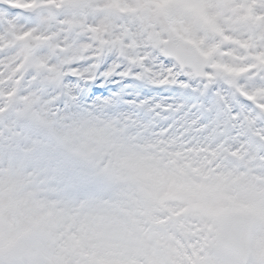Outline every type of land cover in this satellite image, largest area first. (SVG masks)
I'll use <instances>...</instances> for the list:
<instances>
[{
	"label": "rangeland",
	"instance_id": "rangeland-1",
	"mask_svg": "<svg viewBox=\"0 0 264 264\" xmlns=\"http://www.w3.org/2000/svg\"><path fill=\"white\" fill-rule=\"evenodd\" d=\"M5 1L12 7L25 4H33L34 7V5L40 6L44 2L43 0ZM263 1L255 0L251 8L248 9L255 15V18L253 17L250 22L254 27L253 32L247 31L249 29H247L246 22L243 23V19L238 20V26L241 29L238 36L234 33L237 29L231 27L230 21L233 16L225 15V11H236L243 4L235 2V0H223L225 6L227 5L226 10L223 9V15L214 8L215 1L206 0L207 7L211 9L209 17L203 13L206 10V4L184 6L177 0H54L57 6L63 4V9L58 15L53 13L39 15L38 18L41 20L34 26L27 25V22L23 20L20 22L25 26H19L17 20L11 18L12 20L8 21H13L12 25L17 27L14 32H11L12 28L9 25H5L4 29L0 28V92L3 91L6 94H15L16 92L21 99H23V94L25 97L28 95L37 98L39 97L37 92H29V86L42 88L40 83L56 81L58 77L61 80V76L69 71L93 80L103 76L108 82L112 76L118 77V81L124 76H134L143 79L147 85L167 86L170 83H176L178 80H182L178 71L171 63H169V68H164L165 64H162L158 58L157 54L161 51L162 43L158 42L157 36L154 34L157 30L152 27L155 26H150L151 18L165 14V23L175 25L178 32L176 35L186 41H192L193 44H197L196 41L202 38L214 47L223 46L215 40L207 39L204 35V27L203 29L197 28L195 32L179 30L192 14L196 18L201 15V18L208 22L211 20L207 25L211 33H220L222 29H226V25L229 26L232 31L230 34H224L228 38L240 40V43L250 46L251 49L250 53L242 55L239 61L232 63L231 69L216 70L219 64H211L206 73L212 74L213 82L217 83L221 93L214 86H211V89L214 88L219 93L218 96L222 95L227 101L222 98L228 103L234 99V94L225 92L223 84L232 85L238 89V92L243 91L245 93L242 92L243 95L254 97L261 107H264L263 90H257V86L264 84V71L258 72L257 70L258 61L264 60V14L262 13L264 9L259 10L256 7L264 4ZM35 12L37 11L35 10ZM4 17L6 19L5 15ZM131 20L134 23L142 21L143 24L136 31ZM217 21L225 23L220 26ZM148 27L150 29H147ZM152 33L156 41L151 43ZM169 33L171 32L167 34ZM232 35H235L236 38ZM227 37L225 38L227 39ZM25 39H47L48 42L40 48H33L32 45L26 47L23 43ZM96 42L103 44V48H99L101 52L108 54L111 56L110 58L117 59V61L109 62L106 68L103 67V71L102 69L96 70L92 63H85L86 58L83 59L84 56L79 50L83 43ZM228 42L227 39L225 46ZM142 45L156 49V52L152 50L154 55L142 52L140 50ZM197 45L199 46V44ZM71 47L78 51H73ZM56 48L65 51L64 59L61 61H59L57 53L53 54ZM209 49V47L200 46L201 52H207ZM221 51L223 53L224 49ZM152 56H156L159 61L151 60ZM139 58H144L146 63H135V60ZM41 68L44 70L45 79H31L29 74L23 78L27 72L34 75L40 72ZM185 73L191 75L189 71H185ZM49 75L53 78L50 79ZM204 84L200 81L196 86L203 92L205 91ZM137 95L142 96L140 93ZM218 96L216 95V97ZM216 97L209 103L217 106ZM160 98L162 99L163 96ZM164 98L159 100V106L165 107L167 102L170 104L169 98L166 96ZM48 99L53 108L58 110L56 95L54 94ZM176 102L175 109L182 108V110H180V114L176 115L174 112L173 115L170 114L172 119L169 128H157L153 126V123H147L142 124L143 127L131 134L121 132L119 134L118 131V137L122 144L115 143L114 140L103 143L100 132L95 138H93L94 133L87 136L83 134L70 136V142L78 149L57 163L55 160L54 169L50 172L48 171V162H38L41 168H32L35 171L28 168V175H23L22 170L18 171L19 159H13L15 148H19L21 143H24L25 146L41 144L49 140L47 135L34 134L40 139H32L29 135L30 132L26 129L25 136H21L20 133L23 129L11 125L15 136L11 134L12 138H8L9 134H7L6 140L4 132L0 129V264H93L94 261L99 262V259L118 260L116 264H122V262L125 264H175V255L179 259L186 258L184 263L180 259L182 264H190V261L194 264H201L195 255L194 241L179 233L182 231L179 222L170 228L167 227L166 232L170 233L173 240L179 244L178 250L176 247L172 248L171 245H167L172 248L171 250L167 246H162L159 239L161 234L156 233L154 237L152 236L154 234L153 227L160 230L163 225L172 221L169 219L171 214L176 218L180 214H183L182 218L183 216H187V219L189 217V222L185 219L184 223L188 222L186 225H192L190 223L193 222L199 223L193 224L195 228H198L200 223L208 225L204 224L207 223L205 220H202V217L209 218L204 213L203 204H198V201H195L192 195H188L181 187L166 185L165 181L174 177L170 171L174 172L176 169L180 174L186 172L187 176L191 177L192 175L201 176L216 168L215 170L218 171L217 174L215 172L218 177L217 182L227 179L232 169L229 168L225 173L220 171L223 168L224 171L227 170L225 164L228 161L227 158L233 156L241 161L245 158L241 155L239 148L223 151L214 144V140L222 141L232 134L236 140L244 141L245 139L248 142L249 135L247 138L246 130L253 127L249 126L251 125L250 119L243 122L239 119L244 118L243 114L235 112L237 122H234V127L235 129L241 128L242 138L240 139L232 130L226 132V127L229 125L225 123L221 115L218 117L221 119V125L217 126L216 113L211 109L213 106L209 107V104L200 106L193 100L181 101L179 98ZM136 103L140 104L138 101ZM141 105H143L142 108H145L144 110L149 108L145 103ZM110 107H112L110 103L98 99L91 104L81 102L76 112L78 119L84 120L97 113L86 114L82 119V109L100 112L99 115H112L113 111ZM115 107L118 106L115 105ZM47 108V105L44 106L42 111L46 112ZM6 109L7 103L3 101L0 115H3ZM202 109H204L203 112ZM158 118L162 119L163 115ZM180 120L191 125L188 128V133L179 128ZM261 125L264 127V124ZM202 127L210 132L213 130V136L208 134L204 138ZM221 131L225 135H220ZM50 136L56 135L50 134ZM134 137L136 139H133ZM84 139L90 144L84 142ZM141 140L146 142H138ZM186 141L188 149L183 153L178 150V145ZM161 142L166 143L167 148L164 150L158 146ZM136 145L139 156L147 158L150 154L156 159L155 166H145V168L147 173L155 179L157 187H148L149 184L141 180L133 168L125 163L120 148ZM100 150L111 153L114 159L120 158L115 163V173L119 177L118 181L127 186L106 184L112 181L113 170L110 161L101 159ZM253 152L254 156L260 158L255 161L254 168L264 174V157L256 149ZM158 153L163 155V160L166 159L164 162L158 160ZM41 157H44V161L46 160L45 155ZM242 167L234 169L240 174L231 172L230 186L232 188L244 187L247 184L248 187L253 188L263 187L260 193L263 196L264 177L255 175L256 171H253L252 165L246 164V170L243 165ZM164 171L168 174H165ZM105 179L106 182L103 185L101 182ZM115 182L117 183V178H115ZM26 185L31 187H25ZM159 187L165 188L159 189ZM185 201H190V203ZM69 206L71 210L65 220L62 216L54 219L50 215L55 207ZM263 207L264 202L263 206L259 207L253 204V201L246 200V202H238L233 212H245L257 221L258 227H264V216L260 214V209ZM76 209L79 212H76ZM226 217L219 218L218 225L212 229L213 236H210L211 231L203 235L199 239L200 241L198 240L200 246L198 250H204L205 246L210 247L209 251L216 254L213 258H217L219 255L223 256L224 264H237L235 259L218 253L214 244L215 236L219 234V228L223 225ZM210 221L212 220L210 219ZM119 222H122V226H118V230L108 231V227L115 229ZM78 233H81L82 236L76 238ZM192 237L194 240L198 238L195 234H192ZM110 240L113 242L110 243ZM145 240L148 241V245ZM65 245H70V248H65V250ZM51 249L57 250L52 252ZM202 262L205 264L204 261Z\"/></svg>",
	"mask_w": 264,
	"mask_h": 264
},
{
	"label": "bare ground",
	"instance_id": "bare-ground-1",
	"mask_svg": "<svg viewBox=\"0 0 264 264\" xmlns=\"http://www.w3.org/2000/svg\"><path fill=\"white\" fill-rule=\"evenodd\" d=\"M179 3L182 2V4H206V10L204 11V14L206 16L211 15V9L207 7V2L206 0H177ZM255 0H240V1H235V2H240L243 3L239 8H237L236 11H233L232 13L227 12V14L232 15L231 17V27L232 29L235 28L236 31L234 33L239 36V30L241 32L240 27L238 26V20L244 19V7H245V2L249 6V8L252 6ZM258 1V0H257ZM264 2V1H263ZM224 8H220V11L218 10L219 14L223 15V9L226 10L225 3H221ZM233 4V3H232ZM237 4V3H236ZM261 8L264 9V4L260 5ZM199 8V7H198ZM214 8H218V4L215 2L214 3ZM224 10V11H225ZM264 14V12H262ZM153 14H155L153 12ZM215 16V11L213 12ZM249 14V13H248ZM248 18V15H247ZM152 25H155L156 27H165V14L160 15V16H154V18H151ZM211 22V20L209 21ZM208 21H205L204 18H196L192 14L188 17V19L185 21V24L181 27V29L184 30H196L197 28H202L206 27L209 23ZM220 26L224 24L225 22L217 21ZM17 24L20 25L21 22L19 19H17ZM135 27H138L137 25H134ZM211 26V24H210ZM30 28V27H29ZM226 29H222L221 33H229L232 31V29L229 28V26L226 25ZM221 29V28H220ZM137 31V29H134ZM175 32V31H174ZM159 34V33H158ZM223 35V34H222ZM264 35V31H263ZM165 36L161 35L160 37ZM221 36V35H220ZM233 37L236 38L235 35H232ZM240 40L230 38L227 46L221 47L217 46L214 47L213 45L205 42L202 38H199L197 40V44H199L201 47H209L210 49L207 50V52H204V56L206 59H209V61H212L214 64L213 60L216 62H221L217 63L219 65H223L225 62H231L234 63L236 61H239L241 57V53L239 50L244 49L245 54H247L248 47L246 45H243L244 43H240ZM101 45L100 43H94V44H86L83 43L82 47L79 49L83 55L86 57L84 60L85 63H92V65L96 68H103L105 67L109 62H111V59L107 57L104 54H101L100 49ZM224 49V52L221 53V49ZM73 51H78L76 48L71 47ZM142 51L145 49V46H141ZM59 51V55L64 53L63 51ZM251 51V50H250ZM249 51V52H250ZM135 63H145V60L143 58H139L135 60ZM40 72H37L36 74L32 75L30 74L31 79H45L44 73L39 70ZM208 81H213V77L211 74H208ZM42 76V77H41ZM264 82V80H263ZM261 82V83H263ZM48 85V86H47ZM50 85L47 82L42 83V88H36L29 86L28 90L30 93L37 92V98H32L30 96H26L24 98V102L21 104L20 107L15 108V112L17 116H19L20 119H24L22 117L23 115V109L27 110L30 109V114L28 115V122H27V128L23 127L21 129L22 132L20 133L21 136H25V133L27 132L26 129L30 132V137L32 139L39 140L40 138L35 137L34 134L40 135H48V129L47 127L55 134L58 135V138L64 140L67 139L68 136H73L76 134H83L85 136L89 134H95L93 138L98 134V132L101 133V139L104 142H107L108 140H114L115 143L122 144L121 140L118 137V131L119 134L125 133V134H131L130 131L134 130L137 128V125L140 123V119H135L133 114L131 113L130 115L127 112L123 113V116L120 117L118 114L114 118L112 115H99V114H93L91 117H88L84 120H79L78 119V114L76 112V109L78 108V99L75 96V86H73L69 82H63V84L58 85L51 93L54 94H60L63 95L66 99V105L63 108V110H54L52 105L50 104V100L48 99V92L45 89H50ZM263 90L264 94V84L257 86V90ZM48 95V96H47ZM47 96V97H46ZM50 97V96H49ZM16 101H17V97ZM48 106L46 112L42 111L44 106ZM50 105V106H49ZM155 105V103L150 104V106ZM16 106V103H15ZM35 106V108H34ZM264 109V107H263ZM214 112L217 114L218 111L214 109ZM34 113V114H33ZM116 114V113H115ZM219 115H221L219 113ZM219 115L217 114V117L215 119V122L218 125H221V119H219ZM8 120L11 122L12 119L11 117H8ZM255 123V122H254ZM254 125V124H253ZM171 123L168 118L164 121V125L162 127H170ZM259 127V125H256ZM191 127L189 123H184L180 122V128H182L183 132L188 133V128ZM256 127V128H257ZM110 128V129H107ZM114 128V129H113ZM233 130V128H230ZM258 129V128H257ZM259 130V129H258ZM203 132L204 138L207 137L208 134L213 136V130L210 132L209 130L205 129V127L201 129ZM260 131V130H259ZM32 134V136H31ZM67 135V136H66ZM8 138H12V135L9 133ZM7 140V136L5 138ZM5 140V142H6ZM86 143V139L83 140ZM177 141V137H176ZM138 142H146L144 140L138 141ZM186 142H182L178 145V150L184 151L187 149ZM39 144V143H38ZM214 144L221 148L223 151L231 150L232 148H239L241 151V155L244 160V165L248 164V166L252 165L253 171L255 170V161L259 159L258 156L253 155V145L247 142L239 141L236 140L234 135L229 134L226 139H222V141L214 140ZM159 148L165 149L166 143L161 142L158 144ZM119 147V146H118ZM120 148V147H119ZM121 153L123 155V158L125 160V163H128L134 170V172L138 175V177L146 181L147 184H149V187H157L155 184V180L151 177L150 174L147 173V170L145 166L153 167L155 166V160L152 155L148 154L149 157H141L137 153V145L136 146H128L126 148H120ZM153 151V150H150ZM32 156V153H25L21 155V165L22 168L26 165L27 161L29 158ZM153 158V159H152ZM158 160H161L164 162L166 159L164 158L163 160V155L158 153ZM44 160V157H39L36 159L37 162H42ZM164 167V166H163ZM21 168V169H22ZM232 169L231 172L240 174L239 172L234 170V166H230ZM201 171H203L201 169ZM168 172V170H167ZM167 172L164 171L165 174H168ZM171 175L174 174V177H171L166 180L167 184L166 185H174V186H179L182 189L186 191L188 195H192V198L195 201H198V204H203L205 208V212L209 218H204L202 217V220H205L204 224L208 225H203L200 223L198 228L193 227V224H199L197 222L190 223L192 225H186V223L189 222V217L187 219V216H183V218L178 219L177 221L172 220L170 223H167L162 226L160 230L158 228L153 227V237L154 235L161 234L159 237L160 241L162 242V246H167L171 245L172 248L176 247V250L180 248L178 246L179 244L173 240V236L170 233L167 232V227L170 228L173 225H177L179 222L182 228V231L179 232L182 235L193 238L191 235L195 234L198 237H203L206 233L211 232L210 236H213L214 232L212 229H215L216 226L218 225V220L222 216H227L228 214L232 213L234 209L236 208V204L238 202H246V200L253 201V204L262 207L263 202H264V195L261 196V188L263 187H248L247 184L244 187H231L230 182L232 181L231 179V172L228 174L227 179H222L219 183L218 177L215 175L213 172H206L205 174H202L201 176L199 175H193L191 177L187 176V173H179V170L176 169L174 172L172 170L170 171ZM255 175L263 176L264 174L259 173L256 171ZM170 176V175H169ZM223 178V177H222ZM164 182V181H163ZM165 187H159V189H164ZM192 201V200H190ZM190 201H185L189 202ZM260 214L264 216V207L260 209ZM185 219L188 220V222L184 223ZM210 219L212 221H210ZM184 223V224H182ZM212 227V228H211ZM108 231L113 232L114 230H118V227L115 229L108 227ZM173 230V229H172ZM122 231V230H120ZM105 232V231H104ZM163 233H166L163 235ZM199 240V239H198ZM148 245V241L145 240ZM251 242V250L253 254V260L251 264H264V227H256L254 230V235L252 237ZM197 243V242H196ZM198 244V243H197ZM169 247V246H167ZM169 247V249H172ZM196 251L199 249L198 245H195ZM199 260L201 264H204L202 261L205 262V264H224V258H221L220 261H218V258H213V256L205 255L202 252H199ZM175 264H182L178 256L175 255ZM202 260V261H201Z\"/></svg>",
	"mask_w": 264,
	"mask_h": 264
},
{
	"label": "snow or ice",
	"instance_id": "snow-or-ice-1",
	"mask_svg": "<svg viewBox=\"0 0 264 264\" xmlns=\"http://www.w3.org/2000/svg\"><path fill=\"white\" fill-rule=\"evenodd\" d=\"M169 67H170V64L166 63L164 65V68H169ZM103 70L104 69H102V71ZM118 79H119L118 77L112 76L110 78V82H108V81H105L103 76H101L100 78L85 84L84 85L85 91L80 93L78 99L82 101L84 104H91L94 101H97L98 99L103 100V99L111 98L114 94H119L120 88L123 86L122 84L117 83ZM66 80L68 82H75L76 77L70 76V77H67ZM141 94L143 95V93ZM124 100L131 102L132 97L124 96Z\"/></svg>",
	"mask_w": 264,
	"mask_h": 264
},
{
	"label": "water",
	"instance_id": "water-1",
	"mask_svg": "<svg viewBox=\"0 0 264 264\" xmlns=\"http://www.w3.org/2000/svg\"><path fill=\"white\" fill-rule=\"evenodd\" d=\"M179 49H180V46H179ZM177 49V50H179ZM192 50L189 49V54H188V58L192 59ZM173 58L177 59V56L176 55H171ZM184 66H188L187 65H184ZM237 220L239 222H245V226L243 229L241 228H238V229H235L233 230L232 232V236L234 238V241H235V244L232 246H229L228 248H226V246H224V250L226 252H228V254H231L233 256H236L238 257L240 260L242 259H246L248 258L249 254L247 253L248 252V242L249 241V236H250V221H248L247 219H244V217L242 216H239L237 217Z\"/></svg>",
	"mask_w": 264,
	"mask_h": 264
},
{
	"label": "clouds",
	"instance_id": "clouds-1",
	"mask_svg": "<svg viewBox=\"0 0 264 264\" xmlns=\"http://www.w3.org/2000/svg\"><path fill=\"white\" fill-rule=\"evenodd\" d=\"M164 38H167L166 34H165ZM175 43L177 44V46H179V42L178 41H176Z\"/></svg>",
	"mask_w": 264,
	"mask_h": 264
}]
</instances>
